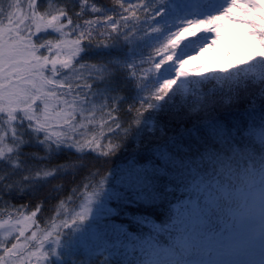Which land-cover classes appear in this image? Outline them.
<instances>
[{
    "label": "snow or ice",
    "instance_id": "6c2138e0",
    "mask_svg": "<svg viewBox=\"0 0 264 264\" xmlns=\"http://www.w3.org/2000/svg\"><path fill=\"white\" fill-rule=\"evenodd\" d=\"M235 21L240 35L221 33ZM213 45L227 62L188 67ZM160 113L191 127L115 184L92 170ZM86 169L43 225V201L5 199ZM168 205L160 223L129 211ZM128 216L148 231L114 222ZM82 249L108 253L100 264H264V0H0V264H75Z\"/></svg>",
    "mask_w": 264,
    "mask_h": 264
},
{
    "label": "trees",
    "instance_id": "16d2710c",
    "mask_svg": "<svg viewBox=\"0 0 264 264\" xmlns=\"http://www.w3.org/2000/svg\"><path fill=\"white\" fill-rule=\"evenodd\" d=\"M100 3H106L110 5L111 0H100ZM121 95H128V93L122 92ZM128 103H131V101H127L121 107V115H123V113L126 111ZM145 115H147V113ZM159 116L161 121L156 129H147L135 139L129 136L123 141L125 146L114 156H111L110 158H101L99 161L93 160L92 163L94 167L92 170L99 169L101 175L111 170L112 175L110 176V182L115 184V181L119 179V176L121 175V170L125 167L133 163L140 165L147 163L153 152V149L157 146V143L162 138L165 136L174 135L175 132L180 128L191 127L190 123L183 122L179 119H174L168 113H160ZM25 151L29 153L36 152L40 155L44 154L40 149L37 148H26ZM93 155L95 156V154ZM74 158V156H70L69 154L65 153L52 159L50 163L51 165L66 163L70 159ZM87 171L88 170L86 169L84 172H81L75 177L66 176L57 180H52L49 184L41 187L34 194L16 193L12 197L5 196V199L10 200L11 203L15 205H30L31 207H34L37 203L43 201L42 210L40 213H38V219L43 225L45 221L53 215L54 206L58 203V200L70 195L72 193V189L80 183V180L84 175L87 174ZM57 184L63 185V190L59 194L52 192V187ZM176 195L181 199L187 198L186 194L182 195L180 192H177ZM175 203H177V201L172 199V204ZM109 207L116 208V202L110 201ZM169 209H171V205H168L167 207H157L155 208L154 212L141 211L140 213H136L135 209H129V211L133 214L149 215L155 223H160L161 219L163 218V214ZM155 213H159L161 215H156ZM130 220L131 216H128L116 218L114 219V222L117 224H125V226L129 228V231H133L137 234H139L141 229H143L145 233L148 231V226L146 224L138 226L135 223L130 224ZM107 255L108 253H105L104 256H94L90 259L88 254L82 249L79 254L72 256L70 259L75 261V264H100V262L104 260L105 256ZM108 264H115V261H109Z\"/></svg>",
    "mask_w": 264,
    "mask_h": 264
},
{
    "label": "rangeland",
    "instance_id": "374dc122",
    "mask_svg": "<svg viewBox=\"0 0 264 264\" xmlns=\"http://www.w3.org/2000/svg\"><path fill=\"white\" fill-rule=\"evenodd\" d=\"M239 27H242V24L239 21L228 22V26L221 28L220 31L222 34L231 33L235 35H240L241 33L238 31ZM222 39L224 43H229V44L234 43L229 39L228 35H224ZM193 54L198 55V53L196 52H194ZM225 62H227V57L225 53L222 51L221 48H219L216 45H213L209 47L207 51L203 52L202 55H199V59L192 61L188 67L192 68L193 70H197L198 65L202 63H208L210 66H215L218 63H225ZM158 119L160 123L161 121L160 116L158 117Z\"/></svg>",
    "mask_w": 264,
    "mask_h": 264
}]
</instances>
